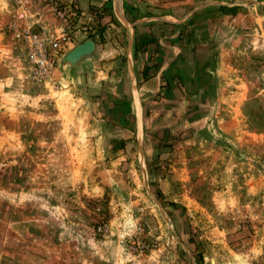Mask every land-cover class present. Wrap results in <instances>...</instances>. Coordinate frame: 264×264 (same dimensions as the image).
I'll list each match as a JSON object with an SVG mask.
<instances>
[{"label":"rangeland","instance_id":"374dc122","mask_svg":"<svg viewBox=\"0 0 264 264\" xmlns=\"http://www.w3.org/2000/svg\"><path fill=\"white\" fill-rule=\"evenodd\" d=\"M185 1L189 65L135 128L129 98L99 84L57 97L58 61L100 11L36 84L20 35L64 27L0 0V264H264V0Z\"/></svg>","mask_w":264,"mask_h":264},{"label":"crops","instance_id":"0c3cea01","mask_svg":"<svg viewBox=\"0 0 264 264\" xmlns=\"http://www.w3.org/2000/svg\"><path fill=\"white\" fill-rule=\"evenodd\" d=\"M72 1L86 16L85 20L90 13L100 11V29L98 35L80 37L59 59L54 71L60 85L57 97L61 102L63 99L79 102L87 96L89 88L99 84L102 95H113L119 104L129 98L137 128L144 96L175 93L178 67L189 65L191 51L184 44L188 28L178 27L173 17L179 15L180 5H188L187 1L172 0L176 7L167 12L162 8L165 0ZM6 3L8 16L13 19L21 16L24 18L21 23L35 24L44 34L51 35L65 25L53 18L39 0H6ZM143 40L147 42L144 47L139 45Z\"/></svg>","mask_w":264,"mask_h":264},{"label":"built area","instance_id":"2783aa9c","mask_svg":"<svg viewBox=\"0 0 264 264\" xmlns=\"http://www.w3.org/2000/svg\"><path fill=\"white\" fill-rule=\"evenodd\" d=\"M52 10L53 14L64 22V29L60 35L53 41L46 43L41 41L37 34L32 33L29 29L21 33L25 42L29 43L27 60L32 66V80L36 84H43L50 78L62 49L74 42V32L87 34L94 30L95 18L97 15H88L85 20L84 15L76 10L73 2L67 0H42ZM80 17L82 23L79 25L76 18ZM80 23V22H79ZM73 33V34H72Z\"/></svg>","mask_w":264,"mask_h":264},{"label":"trees","instance_id":"16d2710c","mask_svg":"<svg viewBox=\"0 0 264 264\" xmlns=\"http://www.w3.org/2000/svg\"><path fill=\"white\" fill-rule=\"evenodd\" d=\"M136 14V13H135ZM139 45H142V47L147 45V42L145 40H143ZM142 47L140 46V49H142ZM181 74V70L179 69V72L177 75ZM121 148H123V142H120Z\"/></svg>","mask_w":264,"mask_h":264}]
</instances>
